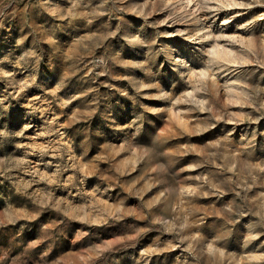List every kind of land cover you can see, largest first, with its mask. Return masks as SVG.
<instances>
[{
  "label": "rangeland",
  "instance_id": "rangeland-1",
  "mask_svg": "<svg viewBox=\"0 0 264 264\" xmlns=\"http://www.w3.org/2000/svg\"><path fill=\"white\" fill-rule=\"evenodd\" d=\"M0 264H264V0H0Z\"/></svg>",
  "mask_w": 264,
  "mask_h": 264
}]
</instances>
